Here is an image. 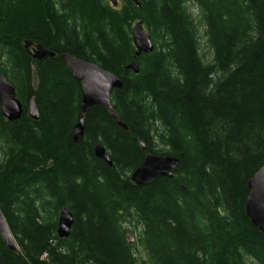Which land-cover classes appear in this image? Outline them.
<instances>
[{"label": "trees", "instance_id": "obj_1", "mask_svg": "<svg viewBox=\"0 0 264 264\" xmlns=\"http://www.w3.org/2000/svg\"><path fill=\"white\" fill-rule=\"evenodd\" d=\"M119 1L0 0V74L22 106L14 122L0 112V213L18 248L0 237V264H139L128 225L140 227L148 264H264V234L244 212L247 183L264 166V0ZM136 23L153 45L139 57ZM26 43L54 56L33 60ZM65 54L122 81L111 106L127 130L93 108L73 143L81 86ZM97 143L111 167L95 157ZM148 154L177 168L136 186L130 175ZM63 208L74 221L59 239Z\"/></svg>", "mask_w": 264, "mask_h": 264}, {"label": "water", "instance_id": "obj_2", "mask_svg": "<svg viewBox=\"0 0 264 264\" xmlns=\"http://www.w3.org/2000/svg\"><path fill=\"white\" fill-rule=\"evenodd\" d=\"M131 1L139 6L138 0ZM109 2L112 7L116 8L117 0H109ZM131 37L136 50L135 57H139L141 54H150L153 51L150 36L141 23H136L132 26ZM30 46L31 44L29 43L25 44L26 48ZM30 55L33 60L40 61L46 57H53L54 53L45 51L41 47H36L32 48ZM60 61L64 64L68 73L81 86L80 116L78 123L73 129V143L77 144L82 139L87 112L93 108L103 109L120 128L127 130L111 106V94L113 91L123 88L122 81L117 76L91 62L66 54L60 56ZM127 69L135 74L138 73L136 62H132ZM0 112L2 117L9 122L19 120L22 114V106L17 100L15 90L2 74H0ZM28 116L33 121L38 120L37 109L33 99L28 107ZM94 155L109 167L112 166L108 152L99 143L94 147ZM177 165L178 160L175 158L148 154L143 163L130 175V181L134 185L140 186L151 184L154 180L161 177L172 178ZM247 189L249 196L244 206L245 215L251 225L258 232L264 234V166L249 180ZM73 221L72 214L63 208L58 218L57 235L59 239L69 236ZM0 237L9 250L18 253V248L1 213ZM128 239L130 244L134 243L132 238L128 237Z\"/></svg>", "mask_w": 264, "mask_h": 264}, {"label": "rangeland", "instance_id": "obj_3", "mask_svg": "<svg viewBox=\"0 0 264 264\" xmlns=\"http://www.w3.org/2000/svg\"><path fill=\"white\" fill-rule=\"evenodd\" d=\"M106 1L109 3V0H105V2ZM120 6H121V1L117 0L116 8L118 9L120 8ZM186 7L188 8L189 13L193 16L195 21V25L197 28V38H198L200 56L202 57L205 63H210L212 61V53L208 50L206 46L205 27L201 23L200 14L196 9V7L191 2H188L186 4ZM127 228L129 229L127 236L134 240L133 243L135 247L134 251L137 258L140 261L139 264H148L147 257L141 245L138 243V239L141 234L140 227L134 225L131 226L128 225Z\"/></svg>", "mask_w": 264, "mask_h": 264}, {"label": "flooded vegetation", "instance_id": "obj_4", "mask_svg": "<svg viewBox=\"0 0 264 264\" xmlns=\"http://www.w3.org/2000/svg\"><path fill=\"white\" fill-rule=\"evenodd\" d=\"M24 47H25V46H24ZM32 48H36V46H32V45H31V46L28 47V48L25 47V50H27L26 52L29 53V55H30V52L32 51ZM42 49H43V48H42ZM45 51H47V50H45ZM48 52H50V51H48Z\"/></svg>", "mask_w": 264, "mask_h": 264}]
</instances>
